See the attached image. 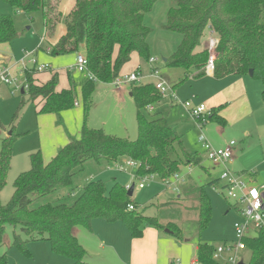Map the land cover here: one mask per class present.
I'll return each mask as SVG.
<instances>
[{
	"label": "trees",
	"instance_id": "1",
	"mask_svg": "<svg viewBox=\"0 0 264 264\" xmlns=\"http://www.w3.org/2000/svg\"><path fill=\"white\" fill-rule=\"evenodd\" d=\"M14 11H39L43 18L44 31L53 36L57 27V15L62 0H2ZM157 0H73L72 8L63 15L65 32L49 54L82 52L87 59V70L92 74L80 88L83 114L78 136L70 137L56 153L44 160L41 151L29 155L30 166L20 172L13 181V193L5 204L0 203V234L6 223L19 225L25 234L21 239L15 234L13 244L27 253L26 244L31 240H46L54 254L71 260L70 264H93L87 259L82 244L73 234L75 226L91 229L93 219L106 222L120 221L131 237H140L143 229L152 226L167 228L175 241H183L181 227L170 220L165 225L159 216L168 215L163 207L159 216L147 215L139 210L127 187L111 178L110 186L102 179L86 181L80 190L73 185V177L83 169L87 160H105L109 163L131 159L136 162L135 176H157L169 180L181 166H198L201 156L189 153L183 146L182 134L161 113L148 109L162 96L153 81L131 84L130 94L136 107L137 138L130 140L106 133L104 129L91 127L88 117L93 105L92 97L96 82L110 83L120 75L121 67L128 63L135 52L141 59L148 60L147 37L151 28L144 17ZM161 27L176 32L180 40L173 52L165 59V65L181 68L183 77L176 86L191 78L205 74L208 51L198 48L200 39L208 29L218 39L212 69L213 77L244 75L252 69V77L262 82L261 98L264 102V0H170L166 21ZM18 37L10 15H0V43H11ZM158 69V68H157ZM36 68L25 72L27 94L32 102L38 99L39 112H60L77 104L78 93L73 85L57 90L56 72L46 82L37 84L33 73ZM24 104L20 100L12 120ZM220 107L210 110L203 118L205 123L224 124L217 114ZM12 134L2 138L0 144V192L4 188L10 169ZM218 179L209 181L213 184ZM67 187L70 197L57 196L54 201L39 203L43 198ZM77 190V191H76ZM76 193V194H75ZM132 205L133 209H129ZM197 226L206 229L211 220V202L203 186L196 188ZM243 242L249 251L246 264H264V230L247 235ZM195 258L200 264H220L213 258L217 246L197 242ZM240 262V261H239ZM238 262V263H239ZM242 262V261H241ZM237 263V264H238ZM0 264H8L5 254ZM242 264H244L242 262Z\"/></svg>",
	"mask_w": 264,
	"mask_h": 264
},
{
	"label": "rangeland",
	"instance_id": "2",
	"mask_svg": "<svg viewBox=\"0 0 264 264\" xmlns=\"http://www.w3.org/2000/svg\"><path fill=\"white\" fill-rule=\"evenodd\" d=\"M170 6V0H157L151 10L145 14L144 23L151 28V32L147 37L149 43V54L156 58V61L149 63L154 67H158V77L163 78L171 86L180 81L183 77V70L181 68H171L165 65L163 58H167L174 50L176 44L180 40V35L176 32H171L163 29L161 25L166 21V12ZM0 15H10L13 19L15 30L18 37L11 43H0V56L3 59L2 64L10 66L13 69V77L15 81L11 84H5L0 81V144L2 138L13 135L14 140L11 147V162L8 172L6 184L0 192V203L5 204L10 199L13 193V181L15 177L22 171H25L30 166L29 155L40 149L42 157L45 154H50L49 145L51 142H59L63 146L65 136L67 134L78 136V127L82 121L83 103L82 98L78 94L77 99L79 106L62 110L60 112H46L40 113V105L36 106V101L29 100L27 94L22 95L20 87L25 81V72L23 65L28 70L34 66L33 60H37L40 64L42 58L39 51L34 53L38 44L45 47L46 42L42 39L44 26L43 18L39 11L23 12L14 11L8 4L0 0ZM208 31H205L197 46L202 48L206 43L209 36ZM214 35V34H213ZM25 52H28L27 56ZM33 53V55H32ZM44 54L45 59H49L52 55ZM70 56V55H68ZM67 57V56H66ZM23 64H21V60ZM144 61V60H143ZM51 62V61H49ZM139 62L138 55L134 53L130 61L124 64L120 69V75L130 73L137 68ZM142 64V63H141ZM72 65L66 64L62 67H56L58 73V89L70 87L68 80L67 70H71ZM37 77L46 82L48 80L49 71H35ZM73 75L75 77H73ZM72 78L75 84H80L83 80L82 74L74 72ZM236 78L241 77L235 76ZM247 77V78H246ZM245 77L249 92L253 90L254 83L262 85V82L257 77ZM155 81V77H151ZM146 78H142L145 82ZM213 84L220 81L211 80ZM193 88L203 92L202 89L209 86V82L204 78L189 79L182 86L175 91L176 96L180 101L186 99V92L191 91L190 85ZM11 88H15L11 92ZM123 88V87H122ZM116 89L109 83H96V88L92 97L93 105L90 111V125L95 128H103L106 133L115 135L121 138H128L135 140L137 138V123H136V107L132 97L129 95V85L124 86V90ZM195 89L193 91L195 92ZM262 89V87H261ZM183 92V93H182ZM200 96V95H199ZM190 97V95H189ZM24 99V104L18 111L16 120H12L15 111L17 110L18 103ZM171 99L169 95L163 96L159 101L152 105L153 110L151 113H162L167 117L170 124L178 123L180 108H170ZM197 102V101H196ZM195 103V102H194ZM52 116H46V115ZM61 115V116H60ZM41 116H44L41 118ZM46 116V117H45ZM51 117V118H49ZM61 119V121H60ZM182 126H178L179 132L183 135V146L189 153L200 151L201 147L197 143V138L200 135L198 128L191 124L186 117L181 118ZM80 122V123H79ZM62 127L63 129H61ZM203 130V129H202ZM202 133L206 135L203 130ZM207 136V135H206ZM59 147V148H60ZM44 150V151H43ZM43 151V153H42ZM51 155V154H50ZM48 155V156H50ZM50 157L47 158V160ZM121 162V161H120ZM203 165L208 168L210 174L201 166H193L189 169L185 165L181 166L178 172L179 176L185 183H175L177 190L171 192L169 186L165 181L157 176H152L142 188L138 187L139 179L135 176V170L131 167L126 171H121L114 166V163L106 162L105 160L95 161L87 160L84 163L83 169L77 172L73 177V185L77 186L80 190L83 184L90 179H102L111 184V178L114 177L118 182L127 185L128 187L134 183V191L132 199L139 205V210L147 215H157L161 209V205L166 203L168 205L163 207V211H167L168 215L159 216L161 224L165 225L170 220L176 222L183 231L184 239H188L194 246L198 241L214 246L224 244H234L236 236L234 231V223L239 219L240 215L233 201L227 199L217 188L220 185L209 184L210 180L217 178L220 168H210V163L204 159ZM171 179V178H170ZM185 186V190L184 187ZM203 186L208 194L211 202V220L208 227L202 231L197 226V210H196V188ZM67 187H60L58 190L51 194L39 198V203L51 202L57 196L68 197ZM172 189V188H171ZM76 190V191H77ZM177 193L180 197L177 198ZM76 194V193H75ZM156 194H160L156 198ZM75 195L67 198L69 202L73 200ZM173 201L163 202V200ZM167 229V228H164ZM168 230V229H167ZM15 234H19L21 239H25V234L21 231L19 225H12L6 223L4 229L0 234V256L5 254L8 264H70L71 260L65 256L54 254L51 247L46 240H31L26 244L27 253L22 251L16 244H13ZM255 231L250 229L246 235L253 236ZM172 237V236H171ZM94 244V246H93ZM90 259L95 264H111L110 258L113 256L106 253L100 256V253L93 254L94 252H102L97 250V244L91 242L88 248ZM93 251V252H92ZM103 253V252H102ZM240 260L244 264L247 263L249 258L248 250H241L239 252ZM107 259L104 263L103 259Z\"/></svg>",
	"mask_w": 264,
	"mask_h": 264
},
{
	"label": "crops",
	"instance_id": "3",
	"mask_svg": "<svg viewBox=\"0 0 264 264\" xmlns=\"http://www.w3.org/2000/svg\"><path fill=\"white\" fill-rule=\"evenodd\" d=\"M72 6L73 0H62L56 19L57 27L55 34L53 36H48L44 31L41 40H44L46 42V45L45 47H42L40 44H38L37 49L34 53H37V51H39L42 61H45L41 62L40 64H47V68L43 71L50 72V74H48L47 76L48 79L50 78L51 73H57V71L55 70L56 67H62L66 64L72 65L70 66L72 67L70 68L71 70H67L68 80L70 82V86L73 85L77 93L79 94L81 86L89 79V76L86 73L79 72L74 68L76 53L56 54L52 55L49 59H45V55L41 53L44 52L45 54H49L50 48L53 45H56L64 34L65 28L62 22V18L63 15L72 8ZM134 53L135 52H133L131 56ZM138 58L139 62L137 68L141 70L144 78H146L145 82L153 81L150 79V71L152 68L158 67L149 65L148 60L143 61V59H141L139 56ZM3 59L4 58L0 56V66H5L4 64H2ZM22 61L24 60L22 59ZM34 61V66L31 69L36 68V65H38L37 60ZM9 68L13 75V69H11L10 66ZM21 68H23L24 71L28 70L25 68V65H23ZM74 72L82 74L83 80L80 84L74 83V80L72 78ZM247 75L248 74L240 75L241 77L239 78H236L234 75H226L224 77L215 78L213 77L212 71L205 70V74L199 78H205L207 82L210 83L209 86L208 84H206L207 87L202 89L203 92H200L199 90L193 88V84L190 85L191 91L189 90V92H186V99L194 95L193 102L204 103L210 110L220 107L217 110V114L224 119L225 123H206L202 128L207 135H205L206 139L215 147H222L230 140H234L235 144L233 145L232 150V160L230 163H228L229 168L241 179L246 181L249 185L260 186L261 184H264V102L261 98L262 85L254 83V85H252V92H249L247 82H245V77ZM248 76L252 77L250 75ZM33 77L36 79L37 84L43 83V81L37 77V73L34 74ZM73 77L75 76L73 75ZM199 78L189 77L179 85L184 84L189 79L194 80ZM211 80H218L220 82L217 84H213ZM109 84L112 85L111 82ZM178 86L175 87V91L178 89ZM182 86H179V88ZM130 87L131 85H129V95L131 96ZM193 89H195V92L193 91ZM57 90L60 89L57 88ZM122 90H124V87L122 88ZM36 102H38V99L36 100ZM170 105V108L178 107L181 109L179 113L180 121L178 123L172 124L177 128V130L178 126H182V124H184L181 119L184 117H186L189 121L191 120V124L193 126L194 122L187 115L181 105L176 104L175 102H173V100L171 101ZM75 106H79L78 99ZM151 110H153V108ZM46 116L52 115L49 114ZM42 117L44 116H41V118ZM80 122L82 123V121ZM88 124L89 126L94 127L90 125V114L88 117ZM80 127L81 124L78 127V133ZM60 128L63 129L62 127ZM70 137H72V135L67 134V136H65L64 144L69 140ZM196 141L201 147L198 138ZM60 145L61 144L59 142H51L49 148L47 147L51 155L45 154L43 156L44 160H47L48 157L51 158L59 149ZM197 153L201 156V162L198 166L203 167L210 174L208 168L206 169V167L203 165L204 159L209 163L210 161L206 158L205 152L202 147ZM210 165V168H213V170H215V167L211 163ZM192 167L193 166H189V169H192ZM132 168L135 170L134 167ZM216 179H218V182L215 183L217 185L219 184L221 187L222 182L220 181L218 174ZM182 183H185V185L187 186V181ZM183 187L185 190V186ZM219 188H217V190ZM170 190L171 192H175L171 188ZM159 196L160 194H156V198H159ZM179 197L180 194L177 193V198ZM171 200L173 201V199H170L163 200V202H169ZM73 234L85 248L88 261L93 264L95 263L90 259L91 255L88 252V248L90 247L91 242L97 244L98 251H101V249L104 248V250H102L103 253L94 252L93 254L99 255L98 253H100V256H102L106 253H109L113 256V258L109 259V262H111V264H200L195 258L196 245L192 246L190 242H187L188 239H184L181 242L175 241V239L171 237L172 235L170 234V232L166 231V229L161 230L152 226H147L143 229V233L140 237H131L127 228L120 221L106 222L102 219L96 218L92 220L91 229H87L83 226H75L73 228ZM106 260V258L103 259L104 263L106 262Z\"/></svg>",
	"mask_w": 264,
	"mask_h": 264
},
{
	"label": "built area",
	"instance_id": "4",
	"mask_svg": "<svg viewBox=\"0 0 264 264\" xmlns=\"http://www.w3.org/2000/svg\"><path fill=\"white\" fill-rule=\"evenodd\" d=\"M209 36L205 43V48L208 51V58L205 64V70L212 71L215 59V48L217 46L218 39L213 35V31L208 29ZM28 55V53L26 54ZM156 61V58L150 57L149 63ZM35 63V61H32ZM21 64L23 61L21 60ZM47 68V64L36 65V71H43ZM74 68L79 72L86 73L89 78H92V74L87 70V59L84 53L78 52L75 58ZM151 77H155L153 81L156 90L163 97L169 95L173 102L181 105L187 115L192 119L195 126L200 131L198 141L201 144L202 149L205 152L206 158L214 167H219V179L222 182V186L218 189L227 199L233 201L234 207L239 212V219L234 223V231L236 236V242L234 244L218 245L213 253V258L222 264H237L240 261L239 251L245 249L243 242L244 237L248 230L253 229L264 230V184L260 186H251L246 181L236 175L228 166V163L232 160V150L235 144L234 140H230L222 147L213 146L202 133V128L206 124L203 116L210 113V109L206 107L204 103H194V95L190 98L180 101L175 94L172 86L166 82L163 78L158 77L157 68H152L149 74ZM144 78L139 68L126 74L117 76L111 84L116 89H121L125 85H131L134 83H143ZM0 81L5 84H11L15 81L10 68L8 66H0ZM27 85L24 83L20 89H26ZM11 92L15 88H11ZM149 110L152 106L148 107ZM136 162L131 159H126L122 162H115L114 166L121 170L126 171L129 167H136ZM153 175H145L139 178L138 187L142 188L145 185V181L152 178ZM171 187L173 191L177 190L175 183H182L183 179L179 176L178 172L171 176V179L165 181ZM128 187V186H127ZM129 209H133L132 205L128 206Z\"/></svg>",
	"mask_w": 264,
	"mask_h": 264
},
{
	"label": "water",
	"instance_id": "5",
	"mask_svg": "<svg viewBox=\"0 0 264 264\" xmlns=\"http://www.w3.org/2000/svg\"><path fill=\"white\" fill-rule=\"evenodd\" d=\"M165 59H166V58H163L164 61H165ZM252 74H253L252 69H249V71H248V75L252 76ZM132 187H133V185H131L130 189L128 190V194H129V195H131V193H132V191H131V190H132ZM166 231H169V230L166 229ZM238 264H242V262L240 261Z\"/></svg>",
	"mask_w": 264,
	"mask_h": 264
}]
</instances>
